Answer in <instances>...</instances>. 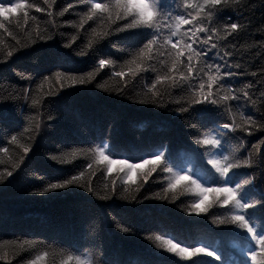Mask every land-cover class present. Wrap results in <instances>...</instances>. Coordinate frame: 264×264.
Masks as SVG:
<instances>
[{"label": "trees", "instance_id": "obj_1", "mask_svg": "<svg viewBox=\"0 0 264 264\" xmlns=\"http://www.w3.org/2000/svg\"><path fill=\"white\" fill-rule=\"evenodd\" d=\"M28 2H36L47 8L43 0ZM69 2L74 0H57L50 9L53 12L51 17L46 12L29 10L30 14L36 15L37 21H30L28 25H24L22 13H14L10 21H3L8 31L0 29V97L3 98L0 100V148L8 149L7 152L0 151V174L5 176L0 181V250L8 253L11 264H19L22 258H34L35 253L30 250L21 252L13 259L17 246L25 240L44 241L51 246L44 248L50 252L47 264H60L67 254L90 255L96 264H153L156 260L160 262L164 259L191 264V261L166 252L162 241H157L155 237L163 235L174 238L185 246L196 242L207 244L206 240L214 233L225 230V236L235 243V237L239 238L236 229L213 225L208 214H189L184 210L197 198L188 188L167 193V199L152 196L153 193L164 195L162 189L167 187L168 173L158 169L145 182L143 174L148 168L145 166L133 174L135 182H125L123 173L116 170L117 166H113V172L108 173L105 165L94 163L95 158L88 149L97 146L108 145L106 151L117 154L121 150L119 148H123L128 156L114 158L131 157L133 162H138L137 158L147 152L164 151L171 156L177 170L182 169L190 174L194 172L207 182L219 180L218 174L213 177L208 172L210 166H206V161L216 150H205L192 140L193 135L212 133L217 125L205 123L196 112L180 114L173 111L176 105L168 100L167 93L179 97L184 92L176 87L170 88L168 82L157 83L155 89L165 95L167 106L140 103L156 75H162L167 69L153 62L157 68L155 73L149 70L135 77L130 74L124 78L116 77L115 72L131 59V49L137 38L117 34L95 42L91 48L87 47L91 30L100 26L99 21H89L83 29L65 24L66 20L79 23L80 17L76 13L85 10L77 6L63 17L56 15ZM202 2L191 0L193 7L188 9L189 12L195 14V5ZM169 5H176L174 15L186 14L184 0H166V11H170ZM49 20L55 21V29L47 23ZM225 22L247 25L246 29L238 30L227 41L213 39L218 44L217 52L222 54L226 44L228 50L234 52L232 57L225 58L228 63L238 62L242 65L240 69L233 67L231 70L251 73L264 67V32L257 31L264 28V0H240L236 7L224 6L214 14L212 21L206 20L205 25L218 28L223 35ZM36 24L54 31L53 41L26 44L21 29L27 30ZM9 32L17 34L20 44L12 39ZM61 32L65 33L63 37ZM74 34H78L77 41L72 47H65ZM113 43L128 51L113 48ZM25 44V47H20ZM231 44H235L236 48L232 49ZM9 51L13 52L11 57L7 56ZM217 52L213 56L207 55L209 63L224 62ZM101 58L117 63L100 69L98 61ZM57 71L76 76L91 72L94 79L85 85L69 86L70 82L62 77L65 87L61 88L60 81L54 75ZM18 73L23 74L24 78ZM260 75L258 72V77ZM45 76L49 77L47 81L43 80ZM255 79L251 75L230 78L237 87L248 81L255 82ZM41 84L42 87L38 88ZM98 84L102 87H97ZM22 88H29V95L39 103L33 106L31 100L8 99L10 93L15 96ZM44 92L55 94L42 96ZM240 112L264 122V98H258L255 104H245L243 100L234 102L232 114L237 123L240 122ZM212 116L220 123L231 120L223 109L219 113L212 112ZM11 135L17 136L18 143L11 141ZM237 135L238 140L230 139L225 147L231 151L232 145L242 142L245 147L238 155L246 158L252 145L264 139V130L251 134L238 130ZM100 137L104 142L98 145L97 139ZM20 145L29 147L30 151L20 167L15 168L19 156L24 154ZM261 149L264 151V145H261ZM52 156L66 162L53 160ZM253 159L256 163L251 168L235 170L233 180L239 182L247 175L254 174L256 183L250 191L258 192L264 190L261 179L264 163L259 154L254 155ZM89 164H92L91 170ZM6 171H12L13 176L7 177ZM80 172L85 173L79 181L85 187L73 185L49 193L35 191L46 183L79 176ZM89 180L99 195L87 191ZM113 181L116 182L117 195L111 199H101L111 189ZM139 185L142 187L137 193ZM125 188L128 189L126 195L135 194L137 198H123L120 193ZM145 196L150 198L145 199ZM210 212L215 213L217 209L213 208ZM117 224L121 227L117 228ZM123 228L129 231L124 232ZM232 250L240 251V246L235 244ZM193 259L197 264H204L198 258ZM257 259L261 260V257ZM0 264L6 262L0 261Z\"/></svg>", "mask_w": 264, "mask_h": 264}, {"label": "snow or ice", "instance_id": "obj_2", "mask_svg": "<svg viewBox=\"0 0 264 264\" xmlns=\"http://www.w3.org/2000/svg\"><path fill=\"white\" fill-rule=\"evenodd\" d=\"M57 0H43L47 8L41 7L38 3H29L28 0H0V29L8 31L3 21H10L14 13H22L24 25L29 22L37 21L36 15L30 14L31 9L36 12H46L49 17L53 15L50 9L56 4ZM186 14L174 15L170 11H166V0H74L66 6L60 8L56 13L58 16H65L70 10H74L77 6H82L84 11L77 12L80 17L79 23L75 20H66L64 23L71 25L73 28L83 29L89 21H99V27L92 28L91 36L88 39L87 47L91 48L97 41H103L117 34H128L136 37V44L131 49V59L125 61L124 65L120 66V71L115 72V76L124 78L127 74L135 77L138 73L151 70L157 72V68L153 62L163 65L167 71L162 75H156L155 81L151 84L148 91L144 92V99L140 103H152L160 107L167 106L165 104V95L155 90L156 84L168 82L169 87H176L184 92L179 97H173L170 92L167 93L168 100L175 104L173 111L180 114H189L196 112L200 115L205 123L216 124L212 133L200 136L193 135L192 140L196 146H203L205 150L211 148L216 152L206 161L208 172L215 177L219 176V180L213 179L210 182L205 181L196 174L189 173L184 170H177L171 162V156L164 151L147 152L143 156L137 158L138 162H133V158L118 159L115 151L107 150L108 145L97 146L94 149H88L94 156V163L103 164L107 168L108 173L113 172V166H117V171L123 173L125 182H135L133 174L138 170H142L148 166L147 171L143 174V180L148 181L153 173H157L158 169L164 173H168L167 187L163 188L164 195L153 193L152 196L159 199H167V193L176 192L178 189L188 188L194 192L196 199L190 206L184 210L189 214H208L211 216L212 224L218 227H229L236 229L239 232V240L241 242L240 255L242 259L240 264H262L264 262V190L251 192L250 189L255 187L256 176L247 175L246 178L239 182L233 180L236 174L235 170L241 168H251L256 161L253 156L259 154L261 162L264 163V151L261 145H264V139H261L256 144L252 145V150H249L246 158H241L238 155L241 149L245 147L242 142L232 145L231 151L225 147L230 139L238 140V130L251 134L256 130H264V122L257 121L251 115H245L240 112L239 120L236 122V117L232 114L234 102L243 100L245 104H255L258 98H264V67L258 68L257 71L248 73L233 72V67L240 69V63L230 64L225 60L226 57H232L234 52L228 50V45H225V50L217 52V56L224 61L223 63H209L207 61V53L204 48L211 45L212 49H216L218 44L213 42V39L219 41H227L230 36H233L238 30H244L247 25L236 22H225L223 25L224 34H220V30L216 27L206 26L205 21H212L215 13L222 10L224 6L236 7L240 4V0H203L202 3L195 5V14L188 12L187 9L192 8L191 0H184ZM254 7V5H253ZM52 29L57 27L55 21L47 22ZM19 25V20H17ZM184 26H188L185 28ZM24 32L26 44H37L38 42L53 41L55 32L49 27L41 28L38 24L35 27H29L27 30L21 29ZM264 32V28L257 29ZM12 39L20 44V40L16 33L9 32ZM61 37L65 33H60ZM78 34L71 36V39L65 47H72L77 41ZM25 45H20L21 48ZM199 45V47H196ZM113 48L119 51H128V49L119 48L117 44H112ZM251 47V46H250ZM231 48L235 49L236 45L231 44ZM83 54V53H79ZM13 55L12 51L7 53L8 57ZM117 61L101 58L98 61L100 69L108 65H115ZM258 72L261 74L258 77ZM23 79V74H19ZM56 79L60 81V87L64 88L62 77L66 78L69 86L85 85L94 79V73L76 76L71 74H63L59 71L54 73ZM251 75L256 78L255 82L248 81L243 86L237 87L231 83L230 78L234 76ZM30 79V78H29ZM49 77L45 76L44 81ZM260 85V88H257ZM186 86V88H185ZM42 87L41 85L37 86ZM102 87V85H97ZM29 88H22L13 96L9 94V100L24 101L31 100L33 106L39 101L30 96ZM257 92L259 97H257ZM55 93H42V96H47ZM3 98L0 97V100ZM211 106H215L214 108ZM223 109L224 112L231 116V120L220 123L212 116V112L219 113ZM39 128V125H36ZM5 135H8L5 133ZM11 141L18 143L17 136L11 135ZM23 149V155L19 156V162L14 165L19 168L20 164L25 161L27 154L30 151L29 147L20 145ZM0 151L7 152V148H0ZM227 153V154H226ZM75 155V153H73ZM51 159L59 160L61 163L66 161L61 160L58 156H52ZM92 169V164L88 165ZM95 173L93 172L92 175ZM85 175L80 172L79 176L58 180L56 182L46 183L44 186L35 189L38 193H49L54 190H65L70 186L80 184V178ZM7 177H12V171H6ZM5 176L0 174V181H3ZM264 181V173L261 176ZM107 188V185H105ZM140 187L137 186L136 192L139 193ZM87 191L94 195H99L91 186V181H88ZM128 189L125 188L120 195L125 199L135 200V194L126 195ZM117 195L116 182H112L110 190L106 191L101 199H111ZM145 199L150 198L145 196ZM176 197L173 196V200ZM216 208L217 212H210ZM222 210V211H221ZM258 212L261 215H258ZM117 228L121 225L117 224ZM124 232L129 229L123 228ZM151 239V237H148ZM157 241H162V247L168 253L174 254L185 261H191V264H197L195 258L204 262V264H228L227 257L219 247H214L208 244L196 242L195 244L184 245L182 242H177L174 238H167L163 235L155 237ZM45 247H51L44 241L25 240L21 242L13 254V259L18 257L21 252H34V258L21 259L19 264H47V258L50 252L44 250ZM55 255V251L52 253ZM261 257V260L257 258ZM0 261H5L6 264H11L8 253L0 250ZM60 264H96L90 255H74L67 254ZM106 264V262H104Z\"/></svg>", "mask_w": 264, "mask_h": 264}, {"label": "bare ground", "instance_id": "obj_3", "mask_svg": "<svg viewBox=\"0 0 264 264\" xmlns=\"http://www.w3.org/2000/svg\"><path fill=\"white\" fill-rule=\"evenodd\" d=\"M81 58V57H80ZM80 63V62H79ZM26 105V104H25ZM37 143V142H36ZM36 145V144H35ZM38 145V144H37ZM35 147V146H34ZM34 150V149H33ZM28 155V154H27ZM11 178V177H10ZM10 183V182H9ZM142 260V259H141Z\"/></svg>", "mask_w": 264, "mask_h": 264}]
</instances>
